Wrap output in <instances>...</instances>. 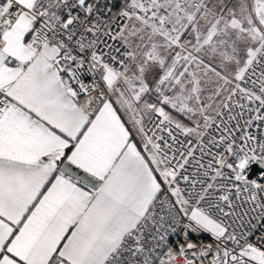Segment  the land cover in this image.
Masks as SVG:
<instances>
[{
  "label": "snow or ice",
  "instance_id": "snow-or-ice-1",
  "mask_svg": "<svg viewBox=\"0 0 264 264\" xmlns=\"http://www.w3.org/2000/svg\"><path fill=\"white\" fill-rule=\"evenodd\" d=\"M118 4L0 0V264H264V0Z\"/></svg>",
  "mask_w": 264,
  "mask_h": 264
},
{
  "label": "built area",
  "instance_id": "built-area-1",
  "mask_svg": "<svg viewBox=\"0 0 264 264\" xmlns=\"http://www.w3.org/2000/svg\"><path fill=\"white\" fill-rule=\"evenodd\" d=\"M122 4H123V0H119V4H118V6H122ZM152 119H153L154 122H158V119H157L156 116H153ZM147 122H148V117H146V119H145V123H147ZM150 127H151V125H150ZM251 131H252L254 134H258V130H257V128H256L255 125L252 126ZM157 134H160V133L157 132ZM181 138H182V137H181ZM135 140H136V142L138 143V137H137V136L135 137ZM202 238H204V239L209 238V234H207V233H203V234H202ZM231 246H232L231 243H229V247H231Z\"/></svg>",
  "mask_w": 264,
  "mask_h": 264
},
{
  "label": "crops",
  "instance_id": "crops-1",
  "mask_svg": "<svg viewBox=\"0 0 264 264\" xmlns=\"http://www.w3.org/2000/svg\"><path fill=\"white\" fill-rule=\"evenodd\" d=\"M126 126L129 127V129H131V124H127ZM131 134H132V138H133V140L136 141V140H135V137H136V133H135V131L133 130Z\"/></svg>",
  "mask_w": 264,
  "mask_h": 264
},
{
  "label": "trees",
  "instance_id": "trees-1",
  "mask_svg": "<svg viewBox=\"0 0 264 264\" xmlns=\"http://www.w3.org/2000/svg\"><path fill=\"white\" fill-rule=\"evenodd\" d=\"M173 115H175L178 119H182V117L178 116L176 113H173Z\"/></svg>",
  "mask_w": 264,
  "mask_h": 264
},
{
  "label": "rangeland",
  "instance_id": "rangeland-1",
  "mask_svg": "<svg viewBox=\"0 0 264 264\" xmlns=\"http://www.w3.org/2000/svg\"><path fill=\"white\" fill-rule=\"evenodd\" d=\"M175 116V115H174ZM177 118V117H176ZM145 119H146V117H145Z\"/></svg>",
  "mask_w": 264,
  "mask_h": 264
}]
</instances>
